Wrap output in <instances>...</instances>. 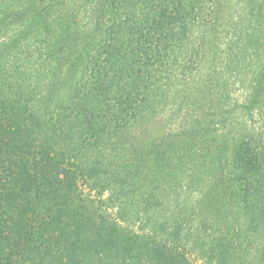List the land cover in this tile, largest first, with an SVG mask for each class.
<instances>
[{"label":"trees","instance_id":"obj_1","mask_svg":"<svg viewBox=\"0 0 264 264\" xmlns=\"http://www.w3.org/2000/svg\"><path fill=\"white\" fill-rule=\"evenodd\" d=\"M25 1L10 0L0 25L25 20L22 35L39 33L58 65L33 113L52 119L58 100L76 108L63 134H39L46 157L68 160L95 193L83 204L91 216L113 211L162 243L91 249L88 228L55 209L56 189L2 174L3 140L0 264H74L78 251L79 264H264V0ZM19 38L0 48L12 53ZM171 42L189 61L153 74L152 55ZM242 75L249 96L238 104Z\"/></svg>","mask_w":264,"mask_h":264},{"label":"rangeland","instance_id":"obj_2","mask_svg":"<svg viewBox=\"0 0 264 264\" xmlns=\"http://www.w3.org/2000/svg\"><path fill=\"white\" fill-rule=\"evenodd\" d=\"M25 3L26 1L23 0ZM67 2L71 3L72 0ZM11 9L10 0H0V18L4 11ZM54 14L51 18L54 19ZM28 23L20 19L13 25H0V46L8 45L11 41L20 37L17 41V49L12 53L3 51L0 54V150L5 146L3 140L8 144L5 151L12 156L7 160V168H1L2 174L8 179L16 182L21 178L30 182V179L37 178L40 180V186L43 190L56 189V207L58 214L69 216L70 221H74L76 226L87 227L88 242L92 245L91 249L97 248L98 253L116 254L117 251L123 250L122 243H128L134 248L144 245H152L154 248H160L161 241L146 232H138L136 228L121 223L115 218L113 211L103 210L101 216H91L88 209L83 206L85 200H95V193L81 186L79 174L70 169L68 160L46 157L42 140L39 137L41 132L51 131L57 134L65 132V114L76 111L74 104H66L63 100L55 102L52 119L47 116L38 118L33 113V104L40 98L43 93L44 84L52 68H57L56 63H52L54 57L47 59L45 49L42 48L44 41L39 33H31L29 36L22 35ZM145 38L142 43H145ZM150 43L154 47L158 45L154 40ZM161 46V45H159ZM185 48L178 43L171 42L161 50L160 55H152L154 67L153 74H163L178 66L186 65L189 57H185ZM45 56V57H44ZM178 58L177 63L174 60ZM150 60V61H151ZM149 63V62H148ZM33 66V68H30ZM68 68L66 65L61 67L62 77L66 74ZM53 76V75H52ZM246 76L242 75L236 85L233 87V102L245 104L248 100L249 90L247 84L243 81ZM173 87V86H172ZM175 88L171 90V97H175ZM111 100V98H110ZM168 119V117H165ZM93 131V130H92ZM87 140L95 141L98 135L93 131L87 135ZM45 163L47 169L44 170L39 162ZM38 162V163H37ZM50 181H54L56 186H43V176ZM65 196H68L75 202L68 213L64 210L67 204ZM85 208H83V207ZM65 212V214H64ZM95 215V214H94ZM96 228L103 230L104 239L98 241L94 237L98 234ZM156 245V246H155ZM139 248V247H138ZM136 248V249H138ZM76 249H79L76 248ZM157 252V251H156ZM120 253V252H118ZM73 262L79 264L83 258L79 251L74 253ZM129 256H135L130 252ZM158 254V253H157ZM77 255H79L77 257ZM196 264H201L200 262Z\"/></svg>","mask_w":264,"mask_h":264}]
</instances>
